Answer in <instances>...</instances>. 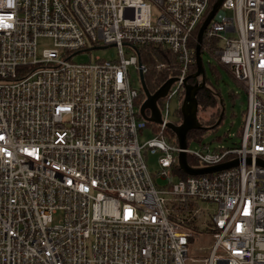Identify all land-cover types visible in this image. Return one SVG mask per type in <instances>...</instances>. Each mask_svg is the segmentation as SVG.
<instances>
[{"label":"built area","instance_id":"built-area-1","mask_svg":"<svg viewBox=\"0 0 264 264\" xmlns=\"http://www.w3.org/2000/svg\"><path fill=\"white\" fill-rule=\"evenodd\" d=\"M211 1L0 0V264H264V0H223L203 32L246 85L239 144L191 151L186 136L181 150L165 136L182 121H169L170 100L181 108L200 83L190 42ZM41 39L52 47L38 52ZM110 47L116 60L72 61ZM158 51L176 80L152 124L128 68L144 78L140 55ZM158 152V178L179 176L165 188L144 162ZM180 153L195 170L237 165L187 175Z\"/></svg>","mask_w":264,"mask_h":264},{"label":"rangeland","instance_id":"rangeland-1","mask_svg":"<svg viewBox=\"0 0 264 264\" xmlns=\"http://www.w3.org/2000/svg\"><path fill=\"white\" fill-rule=\"evenodd\" d=\"M52 42L48 39H41L38 45V52L45 49H50ZM95 58H99L105 61H111L117 59V50L114 47H110L103 50H93L85 52L73 57L72 61L75 63H86L94 61ZM202 65L206 79L209 81L208 87L219 92L220 100L223 105V120L217 129L213 132L207 131V133L201 137L192 139L188 144V150L200 151L201 144L207 145L211 150L219 148H228L234 144H239L240 135L242 132L245 112L247 109V95L243 87L239 82H236L234 77H231L225 68L217 65L216 61L206 54L202 55ZM216 68V70L214 69ZM214 69V70H213ZM129 79L131 86L135 89L140 88L139 73L134 66L128 68ZM169 121L172 123H178L179 118L177 116L180 111V104L177 98H173L169 102ZM199 109V108H198ZM212 117V112L209 110L200 111L198 110L197 118L199 122L205 123ZM201 124V123H200ZM202 125V124H201ZM205 128H210L202 125ZM154 134L151 132V128H147L139 135V143L144 144L151 140ZM199 139V140H198ZM200 142V143H199ZM161 154H146L144 156V162L148 173L156 188L168 186L174 184L179 180V176L175 173L169 172L167 179L158 178L162 172L158 159ZM181 231H185L182 229ZM199 233L204 232L202 229L198 230ZM199 245L203 246L206 244L205 240L199 239ZM209 246V245H208Z\"/></svg>","mask_w":264,"mask_h":264},{"label":"water","instance_id":"water-1","mask_svg":"<svg viewBox=\"0 0 264 264\" xmlns=\"http://www.w3.org/2000/svg\"><path fill=\"white\" fill-rule=\"evenodd\" d=\"M223 0H216L214 5L212 6L211 11L203 21L202 25L200 26L197 35H196V44H195V66H196V73L189 78L198 79L200 78V83L197 82L194 85H185V95L182 101V105L180 108L182 121L180 125H174L169 123L167 125L168 130L175 136L178 146L181 150H185L186 148V136L191 131H209L212 130L215 126H218L222 116H223V105L221 104V111L218 120L216 121L214 126L210 128L203 127L198 118V103L196 100L197 93L205 87L204 82V69L202 65V58H201V46L203 42V32L206 29L209 22L213 19L215 13L217 12L219 6L221 5ZM140 66V64H138ZM141 90L144 95V101L140 106V116L141 118L152 124H160V112L157 106L158 101L163 99L168 90L170 89L171 85L175 82L176 79H168L154 94H150L146 88L143 75L140 74L139 76ZM148 113V115H147ZM250 164V161L247 162ZM257 166L264 168V161L257 160ZM237 165V162H231L227 164H223L214 168H207V169H191L186 161V155L184 153L179 154V168L180 170L187 174V175H204L215 173L218 171H224L230 169Z\"/></svg>","mask_w":264,"mask_h":264},{"label":"trees","instance_id":"trees-1","mask_svg":"<svg viewBox=\"0 0 264 264\" xmlns=\"http://www.w3.org/2000/svg\"><path fill=\"white\" fill-rule=\"evenodd\" d=\"M215 1L216 0L211 1L209 8H208V11L205 15V18L207 17L210 10L212 9V6L214 5ZM205 18H204V20H205ZM197 32H198V30L196 31V34L194 35L193 39L190 42V47L194 48V49H195V44H196ZM217 48H219L217 41H214L211 43L204 41L202 46H201V57L203 54H206L209 57L213 58L216 61L217 65L225 68L227 73L231 77H233L231 69L222 65L220 63L219 57L217 55H215V50H217ZM158 53H159V59H157V61H155L154 57L151 56L149 54V52H146L144 55H140L141 64L145 65L148 68L147 73L144 75V82H145L146 88L150 94H154L170 77L176 76V72L173 69L174 68L173 65L175 63L173 58H171L169 56V54L167 55V52L158 51ZM157 62H164V63L170 65V71L169 70L166 72L156 71L155 65ZM214 69L216 70V68H214ZM194 72H196L195 65H193L191 67L190 74H193ZM190 81H191V83L195 82L194 79H191ZM204 82H205V87L197 93L196 100H197L198 107H199L200 111L209 110L210 112H212V117L210 118L209 121H207L205 123L200 122L202 125L210 127V126H214L216 121L219 118L222 102L220 104L221 100H220L219 92L208 87L209 81H208V79H206L205 75H204ZM236 82H238V81H236ZM239 83L243 87L244 91L246 92V85L243 82H239ZM143 98L144 97L141 96V101L143 100ZM161 102H162V100L158 101L159 106H160ZM147 115H148V113H147ZM177 116L180 120L182 119L180 111L178 112ZM222 120H223V117H222L219 125L221 124ZM150 126L153 127L152 124ZM217 127L218 126H215L212 130H209V131L213 132L217 129ZM206 133H207V131H191L187 134V139L190 140V139H194V138H199V137H201V134L204 136ZM165 136L169 139L174 140V141L176 140L175 136L170 131H166ZM187 162H188V164H191V165L193 164V162L190 159H187Z\"/></svg>","mask_w":264,"mask_h":264},{"label":"flooded vegetation","instance_id":"flooded-vegetation-1","mask_svg":"<svg viewBox=\"0 0 264 264\" xmlns=\"http://www.w3.org/2000/svg\"><path fill=\"white\" fill-rule=\"evenodd\" d=\"M199 108V107H198ZM199 110V109H198Z\"/></svg>","mask_w":264,"mask_h":264}]
</instances>
